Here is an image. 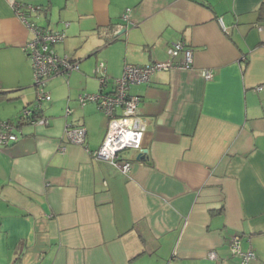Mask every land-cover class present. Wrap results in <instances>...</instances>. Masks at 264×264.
I'll return each instance as SVG.
<instances>
[{"label": "crops", "instance_id": "obj_1", "mask_svg": "<svg viewBox=\"0 0 264 264\" xmlns=\"http://www.w3.org/2000/svg\"><path fill=\"white\" fill-rule=\"evenodd\" d=\"M17 1L40 28L64 31L53 49L78 68L46 81L47 124L13 125L17 139L0 145V264H239L234 235L264 264V0ZM119 24L116 39L101 35ZM30 38L0 0L1 122L35 102ZM177 41L192 49L191 70L127 90L146 124L141 150L120 153L123 174L91 155L107 118L78 96L98 91V63L111 92L125 64L165 61ZM68 125L84 128L82 144Z\"/></svg>", "mask_w": 264, "mask_h": 264}, {"label": "built area", "instance_id": "obj_2", "mask_svg": "<svg viewBox=\"0 0 264 264\" xmlns=\"http://www.w3.org/2000/svg\"><path fill=\"white\" fill-rule=\"evenodd\" d=\"M11 6L16 16L22 21L26 29L30 32L31 38L24 44L23 50L30 59L34 86L37 91V101L34 104L39 106L43 101H48L50 95L45 91L46 81L54 76L68 74L72 69L78 68V62L67 57L58 56L53 46L62 42L64 31H51L40 28L30 21L23 6L17 0H6ZM33 10L32 7H28ZM129 9H126L122 18L129 22ZM67 25V24H66ZM123 25H116L113 30H102L101 35L109 40L116 39L122 32ZM181 55L179 62H174L177 56ZM193 68L192 49L183 41H177L168 48V58L161 62H152L142 66L125 64L122 74L119 78L113 79L111 92H105L108 77L102 62L96 67L99 89L95 93H82L78 96L80 104L94 103L97 108L104 113L107 118V130L99 147L91 153L95 158L108 162L123 174L130 172V163L120 159V153L126 149L141 150L142 134L145 129L146 121L136 114V108L139 103L137 96L128 93L130 85L142 84L148 82L150 76L160 70L180 69L191 70ZM203 78L209 80L212 77L210 70L202 71ZM259 89V88H258ZM117 107L121 108V113L116 115ZM66 114L71 113V109L66 107ZM27 122L36 124H47L48 119L40 116L29 120L31 115L30 108H24L21 112ZM11 125L0 121V145H7L9 142L17 139L12 131ZM66 137L72 143L82 144L85 139V130L81 126H66ZM231 255L240 257L239 264H250L254 260L255 254L252 250L242 252L239 247V236L234 235L230 239ZM208 258L217 260V255L213 251L207 253Z\"/></svg>", "mask_w": 264, "mask_h": 264}, {"label": "trees", "instance_id": "obj_3", "mask_svg": "<svg viewBox=\"0 0 264 264\" xmlns=\"http://www.w3.org/2000/svg\"><path fill=\"white\" fill-rule=\"evenodd\" d=\"M27 13H26V16L28 17ZM40 103H42V102H40ZM25 108H30L31 109V115L29 116V120L41 116V108H40V105L36 107L33 104L31 107H25ZM25 121H28V120H25L24 117L22 115H20L17 123L15 122V124H14L13 121H11V120H7L4 123L13 126V125H19V124H21V122H25Z\"/></svg>", "mask_w": 264, "mask_h": 264}, {"label": "rangeland", "instance_id": "obj_4", "mask_svg": "<svg viewBox=\"0 0 264 264\" xmlns=\"http://www.w3.org/2000/svg\"><path fill=\"white\" fill-rule=\"evenodd\" d=\"M35 102H34V104L36 103V101H37V95L35 96V100H34Z\"/></svg>", "mask_w": 264, "mask_h": 264}]
</instances>
